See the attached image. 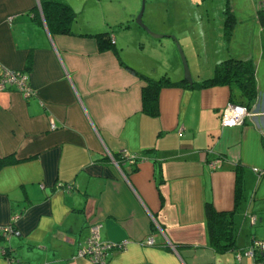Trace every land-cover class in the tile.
<instances>
[{"label":"crops","instance_id":"1","mask_svg":"<svg viewBox=\"0 0 264 264\" xmlns=\"http://www.w3.org/2000/svg\"><path fill=\"white\" fill-rule=\"evenodd\" d=\"M41 1L0 0V72H27L35 90L0 91V227L19 231L0 238L13 256L0 264H91L76 253L93 224L101 241H127L103 264H256L237 255L264 241L260 0H61L74 12L69 33L49 28ZM141 2L163 37L135 23ZM225 59L249 61L256 85L251 115L231 127L221 124L231 88L197 85ZM140 76L179 83L160 89L155 116L142 110ZM126 153L137 163L114 159ZM207 202L232 212L233 248L209 244Z\"/></svg>","mask_w":264,"mask_h":264},{"label":"trees","instance_id":"2","mask_svg":"<svg viewBox=\"0 0 264 264\" xmlns=\"http://www.w3.org/2000/svg\"><path fill=\"white\" fill-rule=\"evenodd\" d=\"M41 9L49 28L58 30L61 33L70 32V22L74 18V12L67 4L61 0H43L41 1ZM224 13V35L228 39L234 20L228 6L225 8ZM257 18L261 25L264 26V1H260L257 9ZM95 37L97 38L100 50L109 49L113 45L112 38H110L107 32L95 34ZM140 77L145 81V85L141 90L142 110L148 115L155 116L158 114V95L160 89L164 86L179 83L170 81L167 76L159 78ZM182 81L186 84L185 80ZM197 85L199 87L228 85L231 88L230 101L245 105L247 108H250L256 94L253 65L249 61L243 60L225 59L220 61L214 67L213 74L197 83ZM114 159L120 160L124 159V157L114 156ZM205 218L209 244L219 252L233 248L235 243L232 212L218 211L210 202H207L205 204ZM118 250L120 249L115 248L108 253ZM7 254L13 258L9 254V249H7Z\"/></svg>","mask_w":264,"mask_h":264},{"label":"built area","instance_id":"3","mask_svg":"<svg viewBox=\"0 0 264 264\" xmlns=\"http://www.w3.org/2000/svg\"><path fill=\"white\" fill-rule=\"evenodd\" d=\"M264 1V0H260ZM113 42V38L111 39ZM14 88L18 91L24 98H30L34 95L35 90L29 83V74L27 72L19 70H11L3 68L0 72V91L8 88ZM251 115V109L244 105H239L235 103H229L222 111L221 114V124L224 127L238 126L243 123L246 117ZM51 127L54 125L51 123ZM127 161L134 165L137 163V158L135 155L123 154ZM221 164L220 159H214L210 162L211 168H217ZM252 222H254V216L251 217ZM99 227L100 224H93L90 226V233L85 242L77 250L76 257H86L92 264L104 262L106 254L115 248L123 249L126 246L127 241L123 240L121 242H103L99 239ZM12 235H19V231L14 228V226L8 225L5 227H0V238L8 240ZM146 244H153V239L149 237L146 240ZM256 254H264V241L255 240L252 242L251 246L248 247L243 253L237 255L238 260L241 255L250 256L252 258H257V263L260 264L261 261ZM0 256L6 258L8 261H12L13 258L8 256L7 248L0 245Z\"/></svg>","mask_w":264,"mask_h":264},{"label":"water","instance_id":"4","mask_svg":"<svg viewBox=\"0 0 264 264\" xmlns=\"http://www.w3.org/2000/svg\"><path fill=\"white\" fill-rule=\"evenodd\" d=\"M143 9H144V4L142 3V8H141V11L139 12L138 16H137V22H138V25L140 27H142L146 32H148L151 36L153 37H156V38H161L163 37L164 35L162 34H157V33H154L153 31H151L147 26L146 24L142 21V13H143ZM177 44V47L179 49V52H180V56H181V59H182V63H183V69H184V79L188 82V84H192V80H191V77H190V74H189V68H188V65H187V61L185 59V56L183 55L182 51H181V47L178 45V42L176 40V38L172 35H169Z\"/></svg>","mask_w":264,"mask_h":264},{"label":"rangeland","instance_id":"5","mask_svg":"<svg viewBox=\"0 0 264 264\" xmlns=\"http://www.w3.org/2000/svg\"><path fill=\"white\" fill-rule=\"evenodd\" d=\"M125 2H127L126 0H125ZM144 4V8H145V3H143ZM140 8H139V11L137 12V14L135 15V17H134V21H135V23L136 24H138V22H137V16H138V14H139V12L141 11V8H142V2H141V5L139 6ZM142 21H143V17H142ZM178 42V41H177ZM175 45H176V48H177V44H176V42H175ZM178 45L182 48V46L180 45V43L178 42ZM177 51H178V53H179V49L177 48ZM180 54V53H179ZM180 56V55H179ZM181 61H182V59H181ZM182 65H183V63H182ZM169 79H170V81H173V80H175L173 77H168Z\"/></svg>","mask_w":264,"mask_h":264}]
</instances>
